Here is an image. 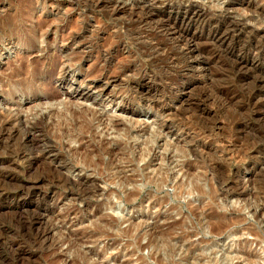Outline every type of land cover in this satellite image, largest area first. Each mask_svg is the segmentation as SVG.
<instances>
[{
  "label": "rangeland",
  "instance_id": "374dc122",
  "mask_svg": "<svg viewBox=\"0 0 264 264\" xmlns=\"http://www.w3.org/2000/svg\"><path fill=\"white\" fill-rule=\"evenodd\" d=\"M90 1L0 0V264H264V0Z\"/></svg>",
  "mask_w": 264,
  "mask_h": 264
},
{
  "label": "bare ground",
  "instance_id": "6f19581e",
  "mask_svg": "<svg viewBox=\"0 0 264 264\" xmlns=\"http://www.w3.org/2000/svg\"><path fill=\"white\" fill-rule=\"evenodd\" d=\"M87 2V1H86ZM84 2V3H86ZM93 6H97L100 3V0H93L90 1ZM88 2V3H90ZM90 3V4H91ZM102 3V2H101ZM248 4V3H247ZM101 5V4H100ZM113 5V4H112ZM173 6V5H172ZM112 7V6H111ZM110 7V8H111ZM96 8V7H95ZM90 9V8H89ZM93 9V8H92ZM140 10H133L132 8H126L125 6H121V5H115L112 7V9L110 10V16H114V15H118L121 13H125L127 14V22L128 23H133L138 25V29H142L143 32L148 31L151 29V34L153 35H160L163 38L167 39V41H169V45L170 46H174L179 52L180 54H182L183 57H185L186 59L189 60V62L191 63V65H196L197 68L201 69L202 68V64L201 61L202 60H198L199 58L197 57L199 53H201L202 48H200V44L204 43L201 42L203 40H205L207 38V36L204 34H200V35H194L192 33H190L189 31V27L191 24V21L193 20L194 17V12L190 11V10H185L184 12L178 13L174 11H169L167 13H161L158 11H152L150 9H146L144 7L139 8ZM188 9H191L190 7ZM175 10V9H174ZM137 11V12H136ZM180 12V11H179ZM107 14V13H106ZM108 16V15H107ZM126 22V21H125ZM120 23H123L122 21ZM129 26V25H128ZM131 26V25H130ZM117 27V26H116ZM122 28V26H120ZM126 27V26H125ZM124 27V28H125ZM127 28V27H126ZM226 28V27H225ZM30 30V29H29ZM137 30V29H135ZM216 31V30H215ZM124 32V31H123ZM134 32V30H133ZM132 32V33H133ZM139 34V30L136 31ZM150 32V31H149ZM215 33V32H214ZM213 33V34H214ZM135 34V35H138ZM207 34V33H206ZM211 34V33H210ZM212 34V35H213ZM220 34V33H219ZM218 34V35H219ZM141 35V34H140ZM133 36V35H132ZM220 36V35H219ZM134 37V36H133ZM139 37V36H138ZM141 37H143V35H141ZM157 36H155L156 38ZM209 37V36H208ZM213 38L218 37V36H212ZM77 38V37H76ZM145 38V37H144ZM144 38H141L144 40ZM153 38V37H152ZM221 38V36L219 37ZM75 39V38H74ZM209 39V38H208ZM148 40V39H147ZM7 41V40H6ZM73 41V40H72ZM142 41V40H141ZM154 41V40H153ZM151 41V42H153ZM161 42V41H160ZM165 43V42H164ZM121 44V43H120ZM119 44V45H120ZM118 45V43H117ZM156 48L153 46L152 48H154V50L157 51V46L159 44H155ZM149 46V45H148ZM117 47V46H116ZM159 47V46H158ZM164 47V46H163ZM151 48V49H152ZM150 49V51H151ZM259 49V48H258ZM153 51V50H152ZM151 51V52H152ZM149 52V51H148ZM161 52V49H160ZM171 52V51H170ZM157 52H155L156 54ZM151 54V53H150ZM169 54V53H168ZM154 55V53H153ZM157 55V54H156ZM106 59V58H105ZM173 59V57H172ZM183 59V58H182ZM173 61V60H172ZM171 61V62H172ZM182 61V60H181ZM197 61V62H196ZM179 62V60H178ZM174 63V62H173ZM172 63V64H173ZM170 64V63H169ZM176 65V63H174ZM24 66V65H23ZM22 66V67H23ZM180 66V63H179ZM242 66V65H241ZM26 68V67H25ZM38 68V67H37ZM188 68V67H187ZM195 68V67H194ZM238 68V67H237ZM184 69V68H182ZM23 70V68H22ZM183 71V70H182ZM12 73V72H11ZM187 73V71H186ZM48 74H50V71L48 72ZM110 81L107 79L105 84H99L97 86V88L99 89V92L102 94L105 89L107 88V85ZM142 89V88H141ZM150 91V90H148ZM141 94L146 95L147 92L145 91V89L143 88L142 90H140ZM147 98V97H146ZM175 102V101H174ZM173 103V102H172ZM175 104V103H174ZM9 123H0V147L2 145V142L6 139H9L12 137L13 135V131L12 129H8L6 125H8ZM34 124V123H33ZM38 124V122L36 123V125ZM40 124V123H39ZM32 125V124H31ZM36 125H32V131L35 129ZM9 126V125H8ZM12 128V127H11ZM17 130V129H16ZM31 131V130H30ZM27 135V134H26ZM69 136V135H68ZM29 137V135H28ZM20 151V150H19ZM12 154V153H11ZM249 155V154H248ZM30 156V155H29ZM11 158V157H10ZM13 161L15 160H27L29 157L28 155L26 156L24 154V152L21 153H17L14 157V155L12 156ZM9 159V158H8ZM11 160V161H12ZM8 166V165H7ZM13 166V164L11 165ZM16 166V165H15ZM27 172V171H26ZM25 172V173H26ZM5 194V193H4ZM7 194V193H6ZM6 196V195H5ZM18 204V203H17ZM116 209H118L116 207ZM39 233V232H38Z\"/></svg>",
  "mask_w": 264,
  "mask_h": 264
}]
</instances>
